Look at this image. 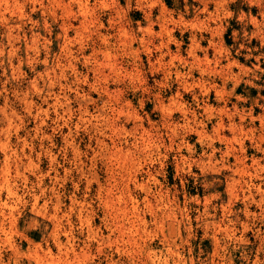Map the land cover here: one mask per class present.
I'll return each instance as SVG.
<instances>
[{"label":"rangeland","instance_id":"obj_1","mask_svg":"<svg viewBox=\"0 0 264 264\" xmlns=\"http://www.w3.org/2000/svg\"><path fill=\"white\" fill-rule=\"evenodd\" d=\"M0 173V264H264V0H0Z\"/></svg>","mask_w":264,"mask_h":264},{"label":"bare ground","instance_id":"obj_2","mask_svg":"<svg viewBox=\"0 0 264 264\" xmlns=\"http://www.w3.org/2000/svg\"><path fill=\"white\" fill-rule=\"evenodd\" d=\"M196 62V61H195ZM199 62V61H198ZM206 62V61H205ZM236 63V62H235ZM226 65V64H225ZM208 67V66H207ZM222 69V68H221ZM205 73V72H204ZM223 78V77H222ZM227 78V77H226ZM33 104V103H32ZM95 154V153H94ZM11 156V155H10ZM2 170V169H1ZM6 174V173H5ZM1 175V173H0ZM3 176V175H2ZM24 178V177H23ZM1 180V179H0ZM11 190V189H10ZM17 195V194H16ZM14 197V196H13ZM57 230V229H56ZM56 234V233H55ZM60 238V237H59Z\"/></svg>","mask_w":264,"mask_h":264}]
</instances>
